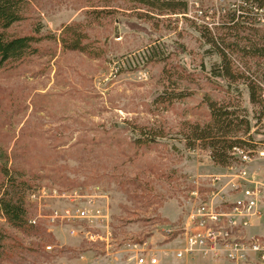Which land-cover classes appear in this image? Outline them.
Returning a JSON list of instances; mask_svg holds the SVG:
<instances>
[{"label":"rangeland","instance_id":"obj_1","mask_svg":"<svg viewBox=\"0 0 264 264\" xmlns=\"http://www.w3.org/2000/svg\"><path fill=\"white\" fill-rule=\"evenodd\" d=\"M25 2L20 22L6 34L37 32L47 39L33 55L0 70V150L7 167L30 189L101 198L95 205L108 218L109 251L128 241L170 242L161 237L183 222L190 192L197 186L202 197L209 178L226 172L207 150L187 147L185 124L208 120V100L229 102V110L247 116L252 141L264 143V128L257 125L261 99L250 103L244 79L218 76L217 46L205 41L190 16L150 12L135 0ZM251 27L264 48V28ZM69 30L83 36V52L62 46ZM226 53L234 70L264 84L262 56ZM150 132L162 137L149 143ZM251 167L262 171L264 182V162ZM45 203L43 216L60 212L69 200ZM25 204L28 217H36V207L27 198ZM71 226L73 234L66 224L41 217L15 230L0 218V264H105V245L83 236L104 238L105 229Z\"/></svg>","mask_w":264,"mask_h":264},{"label":"built area","instance_id":"obj_2","mask_svg":"<svg viewBox=\"0 0 264 264\" xmlns=\"http://www.w3.org/2000/svg\"><path fill=\"white\" fill-rule=\"evenodd\" d=\"M184 16H190L210 32L235 22L264 28V7L251 0H185ZM233 18L231 22L230 19ZM261 88L262 113H264V84ZM264 128V115L259 122ZM233 164L225 167V174L211 176L208 189L201 197L197 186L187 200L188 210L183 222L168 230L161 239L172 238L178 247L172 252L176 261L200 258L207 261H225L229 264H264V235L248 233L254 222L264 221V182L257 169L251 167L255 160L264 162V143L254 147H233L229 152ZM252 169V170H251ZM193 184L198 185L197 181ZM44 187H34L27 192L28 202L36 207V219L46 217L49 223L60 221L69 232L77 230L71 225L85 222L87 226L104 230V238L98 234L83 235L90 241L99 240L105 245V264H161V257L168 256L162 245H154L150 239L128 241L119 250L109 251L111 233L107 228V215L95 205L98 198L84 196L80 190L59 192ZM61 198L69 205L60 212L51 209L47 216L41 215L47 207L46 200ZM79 228V227H77ZM81 231V229H80ZM83 231V230H82ZM83 234V233H82ZM85 234V233H84ZM169 241V240H168ZM163 242V241H162Z\"/></svg>","mask_w":264,"mask_h":264},{"label":"trees","instance_id":"obj_3","mask_svg":"<svg viewBox=\"0 0 264 264\" xmlns=\"http://www.w3.org/2000/svg\"><path fill=\"white\" fill-rule=\"evenodd\" d=\"M140 5L152 11H167L171 14L186 11V4L175 0H135ZM259 7H264V0H251ZM25 0H0V70L7 63H14L23 60L35 53V46L42 41L41 36H9L6 31L15 23L20 22ZM149 11V10H148ZM233 21V18L230 19ZM223 31L215 36L207 28L202 27L204 39L207 43L217 46L220 64L218 67V76L226 81L244 79L248 89V96L251 104H256L261 99V88L253 76L244 70L240 73L233 68V62L228 56V52H242L245 55L262 56L264 58V48H260L258 42L254 39L252 27L235 22L230 25H223L218 28ZM248 32V37H240V33ZM252 33V34H251ZM69 38L62 39V46L66 50L83 52V36L73 32ZM251 35L254 42H251ZM233 37V42H228V37ZM239 42L246 44L241 47ZM251 52V53H250ZM262 102V99H261ZM229 102L207 101L208 120L204 123H186L184 128V141L189 149L195 147L205 149L209 152L210 160L217 166L227 167L233 162L229 152L233 147L246 146L254 147L250 131L252 127L247 116L240 118V115L229 110ZM262 115V107L257 125ZM148 142H153L156 137H162L159 134H148ZM8 159L0 150V218L12 229L22 230L28 225L32 216L28 217L25 198L30 190L29 184L22 178L19 172L10 170ZM28 224V225H27ZM3 233L0 230V248L3 240Z\"/></svg>","mask_w":264,"mask_h":264},{"label":"crops","instance_id":"obj_4","mask_svg":"<svg viewBox=\"0 0 264 264\" xmlns=\"http://www.w3.org/2000/svg\"><path fill=\"white\" fill-rule=\"evenodd\" d=\"M260 174H262V171L260 169L257 170ZM248 233L250 235L252 234H260L264 235V221L260 222H254L251 227L248 230ZM165 250H168V256L161 257V264H229L225 261H207L202 260L200 258H196L194 260H182V261H176L173 258V251L178 247V244L175 241H170L163 246Z\"/></svg>","mask_w":264,"mask_h":264}]
</instances>
